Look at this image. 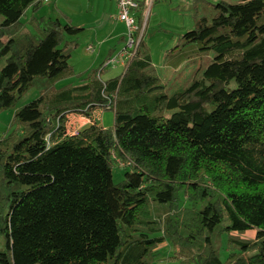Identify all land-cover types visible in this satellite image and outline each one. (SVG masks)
<instances>
[{
    "label": "trees",
    "instance_id": "1",
    "mask_svg": "<svg viewBox=\"0 0 264 264\" xmlns=\"http://www.w3.org/2000/svg\"><path fill=\"white\" fill-rule=\"evenodd\" d=\"M193 2L187 42L215 55L177 87L143 35L103 80L104 63L69 62L64 35L83 28L42 17L41 35L27 12L43 0H0V113L16 125L0 134V264H152L166 242L178 264H264V0ZM36 78L52 86L18 107ZM101 108L113 127L69 130Z\"/></svg>",
    "mask_w": 264,
    "mask_h": 264
},
{
    "label": "rangeland",
    "instance_id": "2",
    "mask_svg": "<svg viewBox=\"0 0 264 264\" xmlns=\"http://www.w3.org/2000/svg\"><path fill=\"white\" fill-rule=\"evenodd\" d=\"M113 8L115 9L113 0H49L48 2L43 1L37 10L27 12V16L29 19V16L33 15L37 19L40 28L33 29L39 34L43 33L44 23L39 24L38 19L43 20V18L46 22L59 19L63 25L83 28L76 35L66 33L64 41L74 42L70 64L77 73H87L105 62L109 48L114 52H119L124 47L122 35L125 34L127 28L118 20V12ZM195 10L193 0H155L149 8L143 11V39L158 76L166 84L174 83L177 87L185 85L193 79L197 70L203 71L215 55L213 51H199L194 43L187 42L193 35ZM89 45H92L94 50L88 51ZM5 61L6 58L0 60V69ZM123 70L124 65L111 64L107 66L101 78L107 80L120 75ZM79 79V76H75L60 81L56 87ZM51 86L52 84L46 78H36L18 102V107L38 98ZM103 111L101 124L107 128L113 127L115 124L114 110L105 109ZM14 115L13 108L0 113V134L10 132L15 128ZM86 122V120L80 122L70 119L67 124L69 130L74 131L76 126H82ZM124 173V168L114 166V182H121L124 179ZM225 249L223 245L222 251L225 252ZM174 251L175 247L170 242L160 245L158 256L152 264H178L171 258Z\"/></svg>",
    "mask_w": 264,
    "mask_h": 264
},
{
    "label": "built area",
    "instance_id": "3",
    "mask_svg": "<svg viewBox=\"0 0 264 264\" xmlns=\"http://www.w3.org/2000/svg\"><path fill=\"white\" fill-rule=\"evenodd\" d=\"M48 2L49 0H43ZM141 0H115L118 10V18L126 25L125 43L124 47L112 57L105 60L103 67H107L111 64L120 63L125 65L128 60L132 59L136 53V48L143 35L144 26L135 17V9L139 7ZM146 8H149L154 0H143ZM92 49V46L88 47V50ZM73 132H76L78 128H75Z\"/></svg>",
    "mask_w": 264,
    "mask_h": 264
},
{
    "label": "crops",
    "instance_id": "4",
    "mask_svg": "<svg viewBox=\"0 0 264 264\" xmlns=\"http://www.w3.org/2000/svg\"><path fill=\"white\" fill-rule=\"evenodd\" d=\"M113 3H114V5H115V9L113 8V10L115 11L116 10V12H118V10H117V5H116V2H115V0H113ZM118 20H119V18H118ZM123 25H125L121 20H119ZM30 23V24H29ZM39 23V22H38ZM27 24H29L32 28H34V29H39L40 28V26H38V24H37V19L34 17V16H31L28 20H27ZM44 34V31H43V33H41V35H43ZM122 37H124V34L122 35ZM89 46H92V45H89ZM88 46V47H89ZM88 47H87V50H88ZM92 50H94V47H93V49ZM109 50H110V48H109ZM109 50H108V53H109ZM88 51H90V50H88ZM108 55V54H107ZM107 55H106V57H107ZM105 59H107V58H105ZM107 68V67H106ZM103 113H104V111H103V109L101 108V109H97L94 113H93V118H88V117H86V116H83V115H81V114H78V113H72V114H70L68 117H69V120L71 119V120H78V121H80L81 122V120H86L87 122L86 123H84V125L85 124H89V123H92L93 121L94 122H96L98 125H102V126H104L103 124H101V121L103 120ZM81 119V120H80ZM84 125H82V126H76L78 129L79 128H82ZM69 126V125H68ZM104 127H106V126H104ZM107 128V127H106Z\"/></svg>",
    "mask_w": 264,
    "mask_h": 264
}]
</instances>
